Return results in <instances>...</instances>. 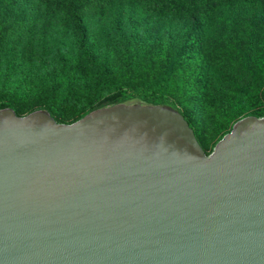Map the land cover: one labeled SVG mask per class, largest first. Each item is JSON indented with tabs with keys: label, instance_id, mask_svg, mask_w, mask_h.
Wrapping results in <instances>:
<instances>
[{
	"label": "water",
	"instance_id": "water-1",
	"mask_svg": "<svg viewBox=\"0 0 264 264\" xmlns=\"http://www.w3.org/2000/svg\"><path fill=\"white\" fill-rule=\"evenodd\" d=\"M131 102L0 109V264H264V117L207 154L179 110Z\"/></svg>",
	"mask_w": 264,
	"mask_h": 264
},
{
	"label": "trees",
	"instance_id": "trees-1",
	"mask_svg": "<svg viewBox=\"0 0 264 264\" xmlns=\"http://www.w3.org/2000/svg\"><path fill=\"white\" fill-rule=\"evenodd\" d=\"M234 1L250 9L257 26L239 25ZM47 5L43 0H0V62L7 54L15 62L36 57L46 72L45 79L39 78L44 86V103L26 114L47 109L58 122L65 123L59 116H64L69 105L74 112L66 114L65 119L76 115L68 122L72 123L95 109L120 102L167 104L185 116L203 148L205 130L217 143L239 119L264 116V107L257 108V103H264V77L257 75L255 68L264 71V0H59L50 17V33L38 38L43 27L39 21L46 20L43 14ZM54 16L59 19L54 20ZM103 16L116 25V35L123 40L119 27L123 19L151 21L171 39L177 33L176 48L168 46L153 80L126 87L112 77L108 58L98 54L91 28ZM67 30L73 43L65 50L61 38ZM128 47L136 69L145 71V54H135L138 50ZM159 59L155 51V61ZM88 70L98 72L99 81L93 88L86 78ZM178 71L186 93L179 107L167 97ZM5 107L26 115L20 112L23 108L0 96V109ZM197 109L205 123L194 114Z\"/></svg>",
	"mask_w": 264,
	"mask_h": 264
},
{
	"label": "rangeland",
	"instance_id": "rangeland-1",
	"mask_svg": "<svg viewBox=\"0 0 264 264\" xmlns=\"http://www.w3.org/2000/svg\"><path fill=\"white\" fill-rule=\"evenodd\" d=\"M48 3L47 9L44 12V19L39 21L43 25L42 30L38 32L37 37L41 38L43 34H49L52 27L51 15H54V10L58 5L59 0H43ZM234 14L237 22L242 28L249 26H257L258 22L251 14L250 9L242 2L234 1ZM48 18V19H47ZM59 19V16H54ZM139 22L123 19L119 27L123 31V40L118 37L115 32L116 25L108 22V16L96 21L91 25L96 35V42L98 44V54L108 58V67L111 71L112 77L119 81L126 87H134L143 85L145 79L153 80L159 73L158 66L163 64V54L166 53L168 46L176 48L178 40L177 33L174 39H171L164 31H158L154 23L138 19ZM62 27V26H61ZM64 30V27L61 28ZM61 48L68 49L73 43V36L69 30L63 34L61 38ZM158 41V44L154 43ZM28 42V40H25ZM128 46H134L136 53L145 54L146 56V70L141 71L136 69L135 60ZM22 49V47H21ZM155 51L160 54V59L155 61ZM36 57L24 59L21 62H15L10 54H7L5 59L0 62V96L12 100L20 108V112L26 114L25 111L33 110L43 105L45 95L44 86L39 82V78H46V72L41 64L36 61ZM257 75L264 77V71L256 66ZM86 78L90 81V86L98 83V72L86 71ZM22 89V92L19 90ZM184 89L182 88V75L178 73L172 78L171 85L167 92V97L178 107L181 101H185ZM141 102L134 100L131 103ZM190 107H196L197 104H191ZM264 107V103H257V108ZM37 110V109H36ZM47 110V109H46ZM67 111L64 116H59V119L64 120L65 123L73 120V118L65 119V115L74 112V108L67 106ZM194 114L200 118V121L205 123L202 112L197 109ZM246 117V116H245ZM264 117V116H261ZM203 146L207 154L214 150L216 138H213L208 130H205L202 138Z\"/></svg>",
	"mask_w": 264,
	"mask_h": 264
}]
</instances>
